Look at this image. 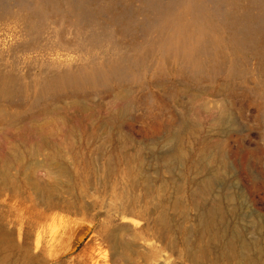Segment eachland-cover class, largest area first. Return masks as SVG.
<instances>
[{"label": "rangeland", "instance_id": "374dc122", "mask_svg": "<svg viewBox=\"0 0 264 264\" xmlns=\"http://www.w3.org/2000/svg\"><path fill=\"white\" fill-rule=\"evenodd\" d=\"M31 123L71 175L0 196V264H264V0H0Z\"/></svg>", "mask_w": 264, "mask_h": 264}, {"label": "bare ground", "instance_id": "6f19581e", "mask_svg": "<svg viewBox=\"0 0 264 264\" xmlns=\"http://www.w3.org/2000/svg\"><path fill=\"white\" fill-rule=\"evenodd\" d=\"M38 127L39 126L35 123H31L25 125L24 129L17 134L8 131H3L1 133L5 144L0 145V196L8 194L9 192L12 198L23 197V195H25L24 187H26L28 191L30 189H43L48 194L45 208L46 210H51V203L53 205H58L55 199L51 202V184L42 187L36 180V172L39 169H45L49 182L51 183V179H53L57 184L56 188L60 187L58 181L61 178H66L71 174L67 172V169L63 165L51 158V138L49 139V136ZM36 155H42L44 158L41 161L32 160ZM26 160L32 161L30 164H26ZM28 174L29 176H27ZM86 182H91L90 176L87 178ZM67 186L68 184L66 183V187ZM72 203L74 202H71V205H67V207L71 208V206H73ZM128 213L129 208L123 211V215H127ZM128 216L130 215H127V217ZM116 231V229H111V232L108 231V234H111L108 235V237L114 236ZM122 243L113 246L115 254H121L122 252L119 251V249L122 248H124L125 252L132 250V243H129V245H125L124 243V245H122ZM36 245H38V243ZM1 247L2 246H0V249H2ZM27 258L31 259V256L27 255Z\"/></svg>", "mask_w": 264, "mask_h": 264}]
</instances>
